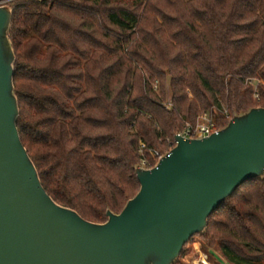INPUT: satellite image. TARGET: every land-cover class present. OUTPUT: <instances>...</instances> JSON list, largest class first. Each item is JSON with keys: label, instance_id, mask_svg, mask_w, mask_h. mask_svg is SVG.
Here are the masks:
<instances>
[{"label": "trees", "instance_id": "obj_1", "mask_svg": "<svg viewBox=\"0 0 264 264\" xmlns=\"http://www.w3.org/2000/svg\"><path fill=\"white\" fill-rule=\"evenodd\" d=\"M8 4L22 141L47 192L90 221L139 191L140 141L153 167L151 149L167 152L203 112L222 127L264 106V0ZM197 235L210 256L264 264V178L239 186Z\"/></svg>", "mask_w": 264, "mask_h": 264}, {"label": "water", "instance_id": "obj_2", "mask_svg": "<svg viewBox=\"0 0 264 264\" xmlns=\"http://www.w3.org/2000/svg\"><path fill=\"white\" fill-rule=\"evenodd\" d=\"M10 0H0V264H174L217 208L264 178V106L234 112L203 138L175 136L121 212L93 222L56 202L42 184L17 120Z\"/></svg>", "mask_w": 264, "mask_h": 264}, {"label": "built area", "instance_id": "obj_3", "mask_svg": "<svg viewBox=\"0 0 264 264\" xmlns=\"http://www.w3.org/2000/svg\"><path fill=\"white\" fill-rule=\"evenodd\" d=\"M155 87H157V82L154 83ZM258 92H256V96L258 97ZM168 109H171L172 104L168 103L165 106ZM219 124L218 121L216 119V117L214 116V114L212 112L209 111H205L195 123H190V122H186L183 129L179 132H177L175 134L176 135H181L184 138H203V137H207L209 135H211L212 133L218 131L219 129ZM176 141L174 138L173 142H170V149L175 145ZM146 148V144L143 141H140V145H139V151L142 154V161L140 164V166L144 167V168H151L146 166L147 160L146 157L144 155V149ZM151 152L153 153L154 156L157 157V161L159 160V158H161V156L163 155L162 153H160L159 151L155 150V149H151ZM156 161V163H157ZM155 163V164H156Z\"/></svg>", "mask_w": 264, "mask_h": 264}, {"label": "rangeland", "instance_id": "obj_4", "mask_svg": "<svg viewBox=\"0 0 264 264\" xmlns=\"http://www.w3.org/2000/svg\"><path fill=\"white\" fill-rule=\"evenodd\" d=\"M250 83H251V87H252L253 92H254L252 97L254 98V100H259L260 96L259 95H258V97L256 96V92H258L257 81L255 79L254 80L252 79V80H250ZM168 103H171V102L169 101ZM168 103H166V104H168ZM166 104H165V106H166ZM215 110H217V109H214V111ZM209 112H211V111H209ZM224 112H226V109H224ZM202 114H200L197 117V120ZM230 118H232V117H230ZM186 246H187V248H186L185 254L183 255V257H181V262L183 264H197V261L199 262L203 255H205V259L207 261V264H210V263L211 264H229L227 259L216 249L213 250L214 255L210 256L204 248V243H203L202 238L199 237L198 235H195L190 240V242L188 244H186Z\"/></svg>", "mask_w": 264, "mask_h": 264}, {"label": "bare ground", "instance_id": "obj_5", "mask_svg": "<svg viewBox=\"0 0 264 264\" xmlns=\"http://www.w3.org/2000/svg\"><path fill=\"white\" fill-rule=\"evenodd\" d=\"M197 264H207V261H206V259H205V255H203V256L201 257V259H200L199 262L197 261Z\"/></svg>", "mask_w": 264, "mask_h": 264}]
</instances>
